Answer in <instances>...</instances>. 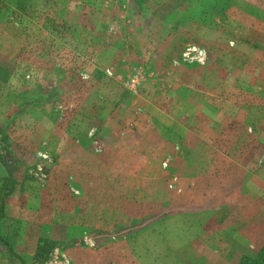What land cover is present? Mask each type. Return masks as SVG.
Masks as SVG:
<instances>
[{"label": "rangeland", "instance_id": "1", "mask_svg": "<svg viewBox=\"0 0 264 264\" xmlns=\"http://www.w3.org/2000/svg\"><path fill=\"white\" fill-rule=\"evenodd\" d=\"M2 200L0 264H264V0H0Z\"/></svg>", "mask_w": 264, "mask_h": 264}, {"label": "trees", "instance_id": "2", "mask_svg": "<svg viewBox=\"0 0 264 264\" xmlns=\"http://www.w3.org/2000/svg\"><path fill=\"white\" fill-rule=\"evenodd\" d=\"M2 164H3V163H2ZM3 167L5 168L6 165L3 164ZM5 170H6V169H5ZM7 194H8V191L5 192L4 196H6ZM3 200H4V199H3ZM3 200H2V202L0 203V216L3 215V208H4ZM2 244H4L5 246H7L6 243H3V242H2ZM263 253H264V246L262 247V250L260 251V254H263ZM263 259H264V258H263ZM20 263H21V262H20ZM238 264H258V263H257V257L252 259V258H248L247 256L242 255V256H240V261L238 262Z\"/></svg>", "mask_w": 264, "mask_h": 264}, {"label": "crops", "instance_id": "3", "mask_svg": "<svg viewBox=\"0 0 264 264\" xmlns=\"http://www.w3.org/2000/svg\"><path fill=\"white\" fill-rule=\"evenodd\" d=\"M3 212H5V208L3 209ZM247 254H249L248 252H246ZM249 255H253V254H249Z\"/></svg>", "mask_w": 264, "mask_h": 264}]
</instances>
